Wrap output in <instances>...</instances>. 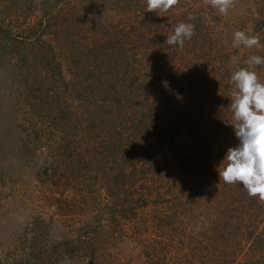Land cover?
Wrapping results in <instances>:
<instances>
[{
  "label": "trees",
  "instance_id": "obj_1",
  "mask_svg": "<svg viewBox=\"0 0 264 264\" xmlns=\"http://www.w3.org/2000/svg\"><path fill=\"white\" fill-rule=\"evenodd\" d=\"M25 1L29 9L23 13L20 0H0L8 14H0V58L9 57L16 66L12 56H19L16 67L21 70L14 69L27 75L12 99L29 116L34 136L28 145L50 150L45 156L32 154L42 161L36 179L63 193L51 204L57 209L53 215L69 219L62 222L66 229L76 225L62 240L49 237L51 257L116 264L110 244L123 241L131 228L148 233L151 251L144 264L162 255L161 262L178 259V264H264V201L250 197L240 184L219 181L217 172L227 150L239 143L227 110L229 81L232 72L248 68V54L238 59L232 57L234 51L220 50L219 39H212L220 35L212 31L218 24L211 25L203 14L179 13L174 24V13H168L162 17L157 48L156 37L142 47L145 56L158 57L162 65L170 60L176 75L161 64L146 75L131 52L156 30L160 11L148 12L145 1L117 0V14L99 22L77 17L78 0ZM81 2L87 3L86 11L97 1ZM14 14L30 22L28 36L12 37L2 28ZM220 15L217 10L215 16ZM253 18L259 32L264 6ZM146 20V26L140 24ZM181 22L195 25L192 38L182 48L167 45L166 38ZM129 23L131 32L143 33H127ZM258 54L264 56V49ZM177 62L193 63L184 72ZM200 65L209 71L195 75ZM249 70L261 73L264 82V65ZM159 86L163 94L157 103L153 95ZM207 182L211 192L204 188ZM208 211L219 217L208 219ZM30 244L32 250L38 246L37 240Z\"/></svg>",
  "mask_w": 264,
  "mask_h": 264
},
{
  "label": "rangeland",
  "instance_id": "obj_2",
  "mask_svg": "<svg viewBox=\"0 0 264 264\" xmlns=\"http://www.w3.org/2000/svg\"><path fill=\"white\" fill-rule=\"evenodd\" d=\"M78 1L79 4L75 6V8L78 10L76 15L82 19L84 18V21L95 20L99 22L103 19L111 18L114 13L116 12L117 14L118 11L117 0H96L97 2L93 6L91 4V10L89 9L86 11H82V8L85 6L87 7V3L81 2L84 0ZM141 1L143 2L145 0ZM262 2V0H232V5L228 14H221L219 17H216L215 15L217 13V9L214 10L209 3H199V1L195 2L194 0H178V2L171 9H169L168 12H159L156 22V30L155 28L150 30L148 32L147 40H140V49H137L136 52H131V55H134L133 61L139 60L141 62L142 65H138L139 72L143 70L146 75L152 74V70H154L157 66H155V64L162 65L159 59L156 60L158 57L144 55L145 48L142 47V42H146L145 46H147L152 43L154 41V37H156L157 48V40L162 35V26L165 22L162 17L168 13L169 15L174 13L171 15V21H173L175 24V20L180 19L179 15L187 11L193 12V16H198L196 13L201 15L203 14L202 16L208 19L206 21H212L211 25H215L217 22L218 26L214 27L212 31H219L218 33L220 35L217 36L215 34L212 39H219L217 43L219 44L220 50L224 51L225 49H228L229 53L234 51L233 53L235 56L233 55L232 57H236L238 59L245 58V55L247 56V54L248 56H251V53L252 55H259L258 53H260L264 47H253L251 49L245 48L242 45L233 47L232 39L234 32L244 31L250 36H258L261 44H264V28L262 27L259 32L256 31V25L253 20V17L258 16L259 9L264 6V2ZM18 4L20 8L19 10L23 13L26 12H24L25 9H29L26 7L25 0H20V3L18 2ZM2 7L3 5H0V14H3V16L8 15L6 11H3ZM66 8L71 9L72 6H67ZM176 12L178 13L176 14ZM14 15V19L10 16L5 19L4 24L6 27L2 26V28H7L8 31H10L12 37L13 35L18 36L19 34L28 36L29 33L27 28L30 22L22 21L17 16V14ZM111 20L112 19L109 21ZM84 21L81 20L83 23ZM147 22L149 21L146 20L144 21V24L141 22L140 24L146 26ZM130 26L131 24L129 23L127 29L125 30L127 33H143L141 29H138L137 31L133 29L134 32H131L132 29ZM0 35L3 36L2 33H0ZM56 53L58 54V52ZM158 54L161 55L163 52ZM12 58L14 59V64L16 66L19 65V56H12ZM146 58L149 59V63L145 62ZM153 60H156V63H152ZM170 63L171 61L167 60L165 65L163 64L160 66L164 71L168 70L170 75H176L174 70H170L171 66L169 65H172ZM192 63L193 62H187L184 65H181L177 62V66L179 70L182 69L184 72H186ZM16 66H13V62L9 57H2V59L0 58V264H5L7 259L13 261V264H82L78 260L70 261L67 259H60L56 256L53 258L51 257L49 237L52 235L53 237L62 240L63 235L65 233L69 234L67 231L74 230L76 225H72L66 229L62 222L69 219L66 217H57L53 215L56 213L57 209L56 206L52 207L51 204L54 203L55 199H63V193L61 192L59 194L58 191H56V187L50 188V186L40 183L36 179L37 172L41 169L40 167L42 161L40 159H34L32 154L34 153L33 156L35 154L45 156L49 154L50 150L46 148V146L41 145L34 150V147H31V144L28 145L27 143L29 139L34 136L32 134L33 131H31L29 128V116L24 112L19 111L16 106V102L12 99V96H14L16 90L22 89L23 83L20 82L24 76L26 81L27 74L25 70L21 72L16 71L14 68L21 70ZM63 70L65 77L70 78V75L67 72V67H63ZM207 71H209V68L205 70V68L200 65L196 68L194 74L202 75L206 74ZM256 73L258 77H261V73ZM19 83L20 85L15 88V85ZM160 87L161 86L156 88L153 95V98H156L157 103L160 102L159 97L161 98L163 94H161ZM175 91L177 92V90ZM204 92L208 93L209 90L206 89ZM62 97L65 98L63 93ZM95 102H97V100L93 99L92 107L95 106ZM199 102L204 104V102L201 101V98ZM107 106L109 107L110 103H107ZM107 106H105V108H107ZM78 113H80V111H78ZM125 116L126 114L124 115V121L126 120ZM118 119L121 120L120 117ZM210 183H215V180L211 179ZM210 183L207 182V184L204 186L206 191L209 192H211L212 189ZM207 198L208 197L205 196L206 202L210 203V200ZM203 214H205V210H203ZM206 215L210 220L219 217L215 216L214 213L210 211H208V214ZM75 220L78 219L75 218ZM198 229L196 230L197 232ZM126 232H128V234L125 235L123 241L118 242L117 244L114 242L110 244V253H112L114 256L113 263L144 264V262H146L149 258L147 254L151 251L147 248L145 242V240L148 239V233L142 235V232L134 231L131 228H127ZM102 236L103 235H101V237ZM20 237H23L24 240L18 242L17 239ZM31 240L32 243L34 240H37L38 243L37 248L33 250L32 244H30ZM47 241H49L48 245ZM17 242V252H14V246ZM42 247L43 249L39 251V248ZM192 248H194V246H192ZM98 254L99 252L97 255ZM12 255L13 257L9 259L8 257ZM163 259L164 258L162 255L160 258H156V261L153 264H163V262L165 264L179 263L178 259H170L171 262H169L167 258L161 262ZM189 264H191V262ZM196 264H198V262Z\"/></svg>",
  "mask_w": 264,
  "mask_h": 264
},
{
  "label": "clouds",
  "instance_id": "obj_3",
  "mask_svg": "<svg viewBox=\"0 0 264 264\" xmlns=\"http://www.w3.org/2000/svg\"><path fill=\"white\" fill-rule=\"evenodd\" d=\"M178 0H145L148 12H167ZM210 6L227 15L232 0H208ZM188 19H192L191 16ZM195 25L178 23L166 38L169 46L183 47L193 36ZM245 48L264 47L258 36H250L244 31L233 33L232 46ZM245 63L248 68H240L231 73V103L228 111L235 137L239 143L230 147L217 168L219 181L226 184H240L250 197L264 201V83H261L256 66L264 65V56L251 55Z\"/></svg>",
  "mask_w": 264,
  "mask_h": 264
}]
</instances>
